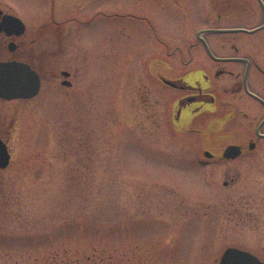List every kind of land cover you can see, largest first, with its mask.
Masks as SVG:
<instances>
[{
	"label": "rangeland",
	"instance_id": "obj_1",
	"mask_svg": "<svg viewBox=\"0 0 264 264\" xmlns=\"http://www.w3.org/2000/svg\"><path fill=\"white\" fill-rule=\"evenodd\" d=\"M102 3L113 15L91 24L100 59L109 56L107 25L114 28L113 42L109 62L98 65L93 93L70 95L53 78L23 115L13 163L0 175V264H211L230 246L256 250L204 239L195 228L208 221V199V224H218L215 205L222 197L204 196L211 187L206 170L192 165L179 135L157 128L143 101L160 57L148 22L174 42L186 23L185 7L180 3L165 16L153 0ZM195 6L201 10V0ZM144 9L147 20L125 15H144ZM81 67L85 88L95 72L87 61ZM242 168L244 176H264L252 164ZM168 226L193 228L165 233Z\"/></svg>",
	"mask_w": 264,
	"mask_h": 264
},
{
	"label": "flooded vegetation",
	"instance_id": "obj_2",
	"mask_svg": "<svg viewBox=\"0 0 264 264\" xmlns=\"http://www.w3.org/2000/svg\"><path fill=\"white\" fill-rule=\"evenodd\" d=\"M102 1L0 0V65L21 66L31 73L33 84L39 82L33 96H0V140L10 155L8 165L0 167L1 176L13 163L23 115L53 78L70 95L93 93L98 65L109 62V43L113 42L114 28L107 25L109 56L100 59L93 45L98 32L91 24L113 15L112 7ZM153 1L163 5L165 16L175 14L181 3L186 23L172 42L148 22V31L154 32L153 53L160 54L153 62L154 79L146 78L149 86L144 88L148 116L154 117L159 130L165 126L172 136L179 135L175 138L186 146L192 165L206 170L211 187L204 196L222 197L215 205L218 224H208L212 221L208 199L203 207V218L208 221L195 228L204 239L256 245V250L248 251L264 261V176H244L242 168L252 164L258 172L264 171V0H201V10L196 9L195 0ZM146 11L125 15L147 20ZM122 29L131 30L126 24ZM163 53L168 56L162 60L165 72L160 60ZM84 61L95 72L85 88L81 80ZM107 70L110 74L111 67ZM229 146L235 148L229 150ZM192 228L162 227L165 233ZM220 257L210 263L219 264Z\"/></svg>",
	"mask_w": 264,
	"mask_h": 264
},
{
	"label": "water",
	"instance_id": "obj_3",
	"mask_svg": "<svg viewBox=\"0 0 264 264\" xmlns=\"http://www.w3.org/2000/svg\"><path fill=\"white\" fill-rule=\"evenodd\" d=\"M31 73L25 68L11 63L0 65V96L17 97L33 96L38 92L39 82L33 84ZM235 146H229L231 150ZM10 155L0 140V167H6ZM219 264H264L256 255L237 247H227L223 252Z\"/></svg>",
	"mask_w": 264,
	"mask_h": 264
}]
</instances>
